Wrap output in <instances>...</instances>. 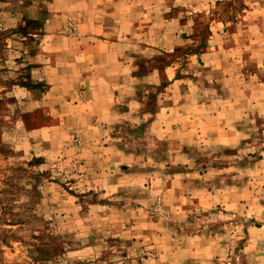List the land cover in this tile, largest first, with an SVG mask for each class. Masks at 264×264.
I'll list each match as a JSON object with an SVG mask.
<instances>
[{"label": "rangeland", "instance_id": "374dc122", "mask_svg": "<svg viewBox=\"0 0 264 264\" xmlns=\"http://www.w3.org/2000/svg\"><path fill=\"white\" fill-rule=\"evenodd\" d=\"M104 1L0 0V264H249L264 0H126L142 24L95 60L125 62L131 96L116 120H76L74 86L44 70L70 76Z\"/></svg>", "mask_w": 264, "mask_h": 264}, {"label": "crops", "instance_id": "0c3cea01", "mask_svg": "<svg viewBox=\"0 0 264 264\" xmlns=\"http://www.w3.org/2000/svg\"><path fill=\"white\" fill-rule=\"evenodd\" d=\"M127 4H131L132 9V13H129L128 15L125 8ZM101 6L102 7L98 9H100V12H103L102 17L107 16V22L94 19V21H96L89 28L82 25L80 26V32L85 36L82 40L86 41L85 44L81 45H87V47L82 51L79 46L73 45L76 52H74L71 59L72 64H70V76H67L64 68L49 67L44 70L45 77L49 80H52L53 78L55 80L57 78L59 79L58 86L62 91L64 90L67 81L70 82L71 86H74L73 90L68 89L63 92V96H77L74 105V107H77L76 120L89 115L86 110H83L84 107L95 112L106 111L107 114H109V119L116 120L122 115L120 111L123 112L124 110V106L122 105L126 96H131L129 92L132 89L127 88V83H129V81L126 80L128 71L126 70L125 62L121 65H111L110 61H105L107 65L103 66L104 62H101L100 64L96 62L97 60L95 59L99 56L102 57L107 47L112 49L116 46H124L126 32H131L134 29L139 28L142 21L138 22L137 20L136 14H139V12H136V7L133 8L134 3H128L126 0H105L101 3ZM110 15H112V17L115 15L117 18L110 21V18H108ZM156 20L158 22L161 18L158 16ZM91 27L93 28L91 29ZM116 32L117 34L115 35L114 33ZM99 37H104V39H99ZM152 45L154 46V44ZM110 49H108V51ZM108 51L107 55H109ZM127 79L135 80L131 76H128ZM81 87L84 88L82 89L83 91H81ZM81 103L84 104V106H82ZM100 115L101 113L92 116L97 122L95 123L96 125H98L99 119H103ZM254 250L255 249H251V251ZM254 252H256V250ZM248 259L249 264H264V255H259L258 253L248 255Z\"/></svg>", "mask_w": 264, "mask_h": 264}]
</instances>
